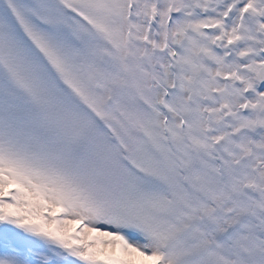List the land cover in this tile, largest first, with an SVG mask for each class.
<instances>
[{"label": "snow or ice", "instance_id": "6c2138e0", "mask_svg": "<svg viewBox=\"0 0 264 264\" xmlns=\"http://www.w3.org/2000/svg\"><path fill=\"white\" fill-rule=\"evenodd\" d=\"M0 264H264V0H0Z\"/></svg>", "mask_w": 264, "mask_h": 264}]
</instances>
